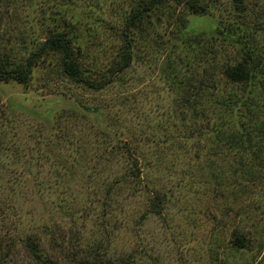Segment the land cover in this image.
<instances>
[{"label":"trees","instance_id":"1","mask_svg":"<svg viewBox=\"0 0 264 264\" xmlns=\"http://www.w3.org/2000/svg\"><path fill=\"white\" fill-rule=\"evenodd\" d=\"M24 2L31 6L30 0H0V46L10 7L17 14ZM231 2L229 10L213 0H108V6L102 0H51L39 29L43 41H36V31L31 41L22 39L20 50L12 47L0 55V82L27 87L35 65L52 57L62 76L87 92L88 102L95 98V103L81 104L77 99L69 113L58 116L65 145L73 150L65 159L73 171L57 169L53 184L72 187L74 176L83 172L82 190L66 189L57 204L71 221L64 241L59 243L44 227L64 259L52 258L35 233L23 238L33 264H115L109 241L124 228L128 217L120 218L117 212L126 213L129 201L144 198L137 204L133 231L142 229L151 215L163 218L176 208L190 218L187 228L197 227L195 218L212 219L202 207L212 186L214 198L226 195L216 198L223 201L217 206L228 219L221 227L228 225L230 231L226 241L218 238L220 232L213 234L209 245L215 261L225 260L220 256L226 248L251 249V237L243 229L244 204L236 206L230 199L238 191L264 186V14L255 21L247 15V0ZM205 18L213 25L196 32L195 23ZM95 46L99 53L92 56ZM30 48L29 55L22 56L21 50ZM136 65L143 68V87L131 93L133 84L126 85V80L132 79ZM147 74L169 80L171 87H158ZM115 85L126 90L124 95L112 91L111 100L101 102L99 93ZM52 115L40 113L44 119ZM38 142L39 158L48 161ZM80 142L86 146L83 151L75 146ZM142 144L151 146V152L141 151ZM1 212L11 221L7 211ZM5 223L7 234L17 229L15 223ZM166 224L173 228L171 222ZM14 236L11 243L0 237V264L9 261L20 240ZM87 238L90 244L83 245ZM133 257L129 253L116 264H133Z\"/></svg>","mask_w":264,"mask_h":264},{"label":"rangeland","instance_id":"2","mask_svg":"<svg viewBox=\"0 0 264 264\" xmlns=\"http://www.w3.org/2000/svg\"><path fill=\"white\" fill-rule=\"evenodd\" d=\"M50 1L30 0L31 6L34 5L33 7H29L24 2L22 6H19L17 14L13 6L10 7V17L6 20L2 29L4 43L0 46V55L6 51L10 52L12 47L15 50L17 48L20 50L22 41H31V37L34 35L33 32L36 33V31H38L35 34L36 41L38 43L43 41L45 36L39 33V29L43 26L42 20L45 16L43 9L49 7L48 3ZM213 1L220 9L230 10L234 7L232 0ZM102 2L105 6L109 5L108 0H102ZM258 2L259 0H247L246 3L247 15L255 21H259L260 17L258 15L260 13L264 14V0H261L260 3ZM204 20L203 22L198 21L195 23L194 29L196 32L199 29L206 31L213 25L212 19L205 18ZM260 26L262 29L264 21H262ZM21 51L22 56L27 57L29 52H31V48ZM95 53H99L96 46L90 54L93 56ZM135 67V76L130 74L129 77L133 76L132 79L126 80V85L133 84L131 93L143 87L139 77L143 74L141 73L143 68L140 65ZM147 76H149L147 80H152L150 81L151 83H158V87H171L172 82L169 80L163 81L149 74ZM76 87L82 86H78L63 77L57 67H55V59L52 57L35 65L27 87L17 82H0V237H5L6 243H11L14 240L11 239L12 235H15L16 239L20 237V240H16V244L11 250L9 261L6 264H33L32 259L27 254V250L24 248L23 238L35 233L38 234V238L40 237L43 249L52 258L60 261L64 259L63 251L53 248L52 238L54 235V238L58 239L59 243L64 241L63 237L66 236V232L71 226V221L58 208L57 204L61 197L64 196L63 191L66 189L69 193L72 189L75 191L78 189L82 190V187L79 186V181L83 178V172H80L79 176H74L72 187L66 184H53L56 181L54 171L60 168L67 171L70 168V163L65 160L66 155L73 154L69 143L65 145V132L61 130L58 126L60 123L57 122H59V115L69 113V110L74 108V101L78 99L79 103L80 101L81 103H86L88 102L87 99H90L87 92ZM114 87V89H107L99 93V96L97 95L101 102L110 101L114 95L112 91H115L117 96L122 95V91L126 92L121 85H115ZM162 94L164 93L162 92ZM94 101L95 98L88 103H95ZM165 102L169 103V100ZM152 104V101H148L145 106L151 107ZM115 109L113 112H115ZM45 111H52L53 117L49 119L42 118L40 113ZM115 128H113V131L116 134L118 131ZM75 131L77 133V128ZM72 134H74V131ZM38 141H42L40 151L43 153L46 151L45 155L50 156L48 161L39 158L36 150ZM147 145L142 144L140 150L145 153L147 151L151 152V146ZM75 146L77 151L78 148L83 151L86 147L81 142ZM89 148L88 145L87 151ZM74 155L76 154L74 153ZM69 171L73 170L70 168ZM108 171L105 172L104 177H108ZM249 171L247 166L246 173L248 175ZM84 174L87 176L86 173ZM260 174L262 175V173ZM166 175L167 173L163 171L162 179L164 182H167ZM48 179H50L49 182H47ZM214 188L215 186H212V192L209 193V197L202 204L205 211L211 213L210 217L212 219L204 220V217H193L195 218L194 221L197 220V227H192V225L188 224L187 228L186 223H188L190 218L183 214L186 212H180L176 208L167 211L168 214L163 218L151 215L145 220L142 229L133 231V219L136 217L135 211L138 210L137 204L144 202V198L139 194L138 199L134 198L129 201L126 213H120L119 210L117 212L120 218L128 217L123 222L124 228L112 233L111 241H109L111 244L109 245L111 248L109 256L113 262L116 264L120 263L119 260L121 259L124 261V258L130 253L134 254L133 264H264V186H261L260 189L258 187L255 188L256 191L254 192L251 189H247V191L245 190L241 193L238 191V194L231 195L232 198L230 200L232 201L230 202L236 206L241 203L244 204L243 209L246 212L243 229L247 232V236L251 237L252 247L247 251H238L226 248L228 245L225 243L223 245L226 248V252L220 256L225 258L223 261H215V256L217 255H215L214 250L210 249L209 245L216 231L220 232V237L218 238H222L223 241L228 239L230 233L227 230L228 225L225 230L221 227V225H225L228 219L221 214L220 207L217 206V204H222L223 201L216 198L224 199L226 195L218 193L214 198ZM190 202L195 204L193 200ZM1 209L8 212V216H11V221L5 220ZM130 217L132 218V223L128 222ZM163 219L166 220L164 221ZM5 222L15 223L17 229H13L7 234ZM168 222L172 223V229H169L166 224ZM44 227L50 229L53 235L44 234ZM84 240L83 245L85 243L90 244L88 238ZM63 245L66 246V243ZM255 258L258 259L254 261ZM261 259L262 261H260Z\"/></svg>","mask_w":264,"mask_h":264}]
</instances>
